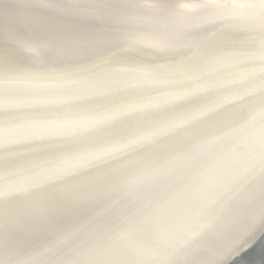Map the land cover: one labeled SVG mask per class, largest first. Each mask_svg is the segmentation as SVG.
I'll return each mask as SVG.
<instances>
[{
    "label": "water",
    "instance_id": "water-1",
    "mask_svg": "<svg viewBox=\"0 0 264 264\" xmlns=\"http://www.w3.org/2000/svg\"><path fill=\"white\" fill-rule=\"evenodd\" d=\"M0 264H264V0H0Z\"/></svg>",
    "mask_w": 264,
    "mask_h": 264
}]
</instances>
